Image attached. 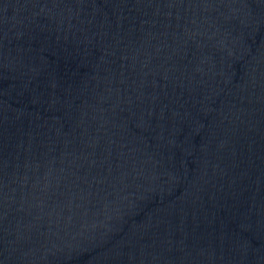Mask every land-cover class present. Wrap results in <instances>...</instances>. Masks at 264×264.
<instances>
[{
    "label": "water",
    "instance_id": "1",
    "mask_svg": "<svg viewBox=\"0 0 264 264\" xmlns=\"http://www.w3.org/2000/svg\"><path fill=\"white\" fill-rule=\"evenodd\" d=\"M0 264H264V0H0Z\"/></svg>",
    "mask_w": 264,
    "mask_h": 264
}]
</instances>
